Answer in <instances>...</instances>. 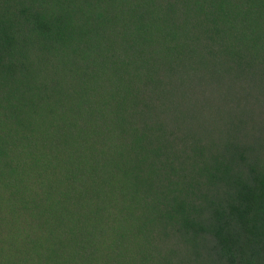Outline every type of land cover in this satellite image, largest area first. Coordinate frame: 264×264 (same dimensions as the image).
<instances>
[{
    "label": "trees",
    "instance_id": "16d2710c",
    "mask_svg": "<svg viewBox=\"0 0 264 264\" xmlns=\"http://www.w3.org/2000/svg\"><path fill=\"white\" fill-rule=\"evenodd\" d=\"M0 264H264V0H0Z\"/></svg>",
    "mask_w": 264,
    "mask_h": 264
}]
</instances>
